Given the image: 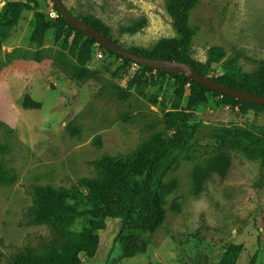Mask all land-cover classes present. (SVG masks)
<instances>
[{
    "label": "rangeland",
    "instance_id": "1",
    "mask_svg": "<svg viewBox=\"0 0 264 264\" xmlns=\"http://www.w3.org/2000/svg\"><path fill=\"white\" fill-rule=\"evenodd\" d=\"M15 1L0 0V12ZM61 1L74 16L100 19L126 49L150 50L162 39L177 38L166 0ZM36 2L47 21L57 18L51 0ZM190 23L196 36L184 58L209 62L210 79L230 68L250 73L264 62V0H199ZM37 30L33 12L23 11L0 33V264H15L17 256L38 255L53 245L51 226L35 223L31 215L36 188L86 196L79 182L101 179L93 163L133 154L154 134L166 133L163 110L171 111L182 85L185 108L189 91L188 76L176 79L133 67L97 44L88 62L94 78L76 80L74 32L67 26L51 29L39 43ZM26 96L40 108L24 107ZM206 98L187 122L195 145L173 152L175 167L166 180L175 179L177 187L166 197L164 219L146 251L124 257L116 244L121 221L108 218L94 256L79 253L82 264H248L255 254V264H264L262 163L228 148L221 137L232 128L262 136L264 109L240 113L212 93ZM218 150L232 158L228 174L209 176L196 192L193 169ZM94 223L77 215L69 230L80 234Z\"/></svg>",
    "mask_w": 264,
    "mask_h": 264
},
{
    "label": "trees",
    "instance_id": "2",
    "mask_svg": "<svg viewBox=\"0 0 264 264\" xmlns=\"http://www.w3.org/2000/svg\"><path fill=\"white\" fill-rule=\"evenodd\" d=\"M198 1L166 0V11L172 19V27L177 38L162 39L150 50H127L133 54L148 57V59L186 63L199 74L208 77L209 62L203 65L187 61L184 58L185 51L196 36V31L190 23V13ZM54 10L57 13V18L47 21L46 16L37 10L36 0L12 2L6 11L0 12V33L13 27L23 11H32L38 23L34 39H37L39 43L45 32L51 29L60 30L65 26L74 32L75 37L77 36L70 47V53L76 59V64L71 67L72 78L76 80L94 78V72L88 68L94 44L132 65L131 60L115 54L98 44L92 37L70 27L55 6ZM76 17L94 27L107 39L118 43L113 39L111 29L100 19L93 15ZM3 39V36H0V47ZM142 68L151 72L155 71L148 67ZM1 70L0 62V73ZM155 72L176 79L186 78L185 75H176L161 70ZM214 81L264 97V62L259 63L257 68L250 73H245L238 67L230 68ZM187 82L189 91L185 108H181L185 90L182 85L175 92L171 111L163 110L162 123L166 133L154 134L133 154L116 158L104 157L100 161L94 162L95 168L101 174V179H83L79 182L78 187H84L88 191L86 196L75 190H54L49 187L35 189L31 215L35 223H47L51 226L54 232L53 245L38 255H19L14 259L15 264H82L78 256L79 253L85 254L87 258L94 256L99 244L98 232L103 229V221L108 218H117L121 221L116 244L122 250L124 257H132L146 251L149 243L148 238L164 219L163 206L166 197L177 187L175 179L166 180L167 174L175 167L173 152L191 149L195 145L193 130L186 128L187 122L191 112L198 105L207 102L206 93L220 97L222 105L237 106L240 113H244L251 107L264 109V106L211 92L188 78ZM23 106L40 108V105L32 101L29 96L23 99ZM221 137L228 148L238 151L248 158L261 161L263 169L260 182L262 183L264 179V134L257 136L245 129L232 128L226 130ZM231 163L230 154L225 150H218L207 158L203 167L196 166L192 172L196 192L201 190L203 183L211 175L215 174L225 178ZM81 204L83 207H80ZM77 215H87L96 223L92 224L87 231L73 234L69 229L74 216ZM256 258L257 254L249 259L248 264H255Z\"/></svg>",
    "mask_w": 264,
    "mask_h": 264
},
{
    "label": "water",
    "instance_id": "3",
    "mask_svg": "<svg viewBox=\"0 0 264 264\" xmlns=\"http://www.w3.org/2000/svg\"><path fill=\"white\" fill-rule=\"evenodd\" d=\"M51 2L70 27L74 28L77 31H80L84 35L92 37L93 40H95L98 44L111 50L112 52L121 57L131 60L132 62L138 64L141 67H148L149 69L155 71L161 70L176 75H186L190 80L201 84L202 87L210 90L211 92H216L220 95H226L231 98H234L235 100H242L244 102H250L259 106H264V97H259L251 92H244L219 84L216 81L199 74L192 66L186 63L170 60L148 59V57L133 54L118 43L107 39L99 31L95 30L94 27L84 23L76 16L71 14L61 0H51Z\"/></svg>",
    "mask_w": 264,
    "mask_h": 264
},
{
    "label": "built area",
    "instance_id": "4",
    "mask_svg": "<svg viewBox=\"0 0 264 264\" xmlns=\"http://www.w3.org/2000/svg\"><path fill=\"white\" fill-rule=\"evenodd\" d=\"M132 66H133V67H137V68L139 67V65L136 64V63H134V62L132 63Z\"/></svg>",
    "mask_w": 264,
    "mask_h": 264
}]
</instances>
